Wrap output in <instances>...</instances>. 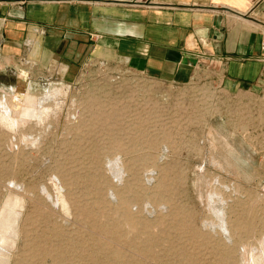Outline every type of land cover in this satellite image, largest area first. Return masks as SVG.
Segmentation results:
<instances>
[{
  "label": "rangeland",
  "instance_id": "374dc122",
  "mask_svg": "<svg viewBox=\"0 0 264 264\" xmlns=\"http://www.w3.org/2000/svg\"><path fill=\"white\" fill-rule=\"evenodd\" d=\"M59 66L0 56V104L14 114L26 93L37 100L22 122L0 118V228L12 233L0 264H241L244 247L257 249L264 155L251 152L252 167L227 161L219 123L206 154L196 143L194 155L132 153L147 141L123 136L120 85L111 101L104 89L120 67Z\"/></svg>",
  "mask_w": 264,
  "mask_h": 264
},
{
  "label": "crops",
  "instance_id": "0c3cea01",
  "mask_svg": "<svg viewBox=\"0 0 264 264\" xmlns=\"http://www.w3.org/2000/svg\"><path fill=\"white\" fill-rule=\"evenodd\" d=\"M263 40L264 0H0V56L72 75L100 62L184 83L201 69L223 76L231 93L259 95ZM222 129L227 161L254 166L244 142Z\"/></svg>",
  "mask_w": 264,
  "mask_h": 264
},
{
  "label": "built area",
  "instance_id": "2783aa9c",
  "mask_svg": "<svg viewBox=\"0 0 264 264\" xmlns=\"http://www.w3.org/2000/svg\"><path fill=\"white\" fill-rule=\"evenodd\" d=\"M260 51L264 62V40ZM104 74L106 101H111L112 91L120 85L116 98L121 108L118 121L126 129L123 136L147 141L136 143L139 146L132 153L194 155L190 143H196L198 153L206 154L209 127L219 123L251 152L264 155V93H231L224 87L223 76L201 69L194 70L184 83L160 81L122 68Z\"/></svg>",
  "mask_w": 264,
  "mask_h": 264
},
{
  "label": "bare ground",
  "instance_id": "6f19581e",
  "mask_svg": "<svg viewBox=\"0 0 264 264\" xmlns=\"http://www.w3.org/2000/svg\"><path fill=\"white\" fill-rule=\"evenodd\" d=\"M37 101V100H36ZM35 101V99H34V97H31V96H29L27 93L24 95V97H23V105H22V107H20L19 109H17L16 111H14L15 113L13 114L12 112H11V110L6 106V104H4L3 105V103L2 104H0V118H1V120H4V121H6V122H10V123H13V122H17V121H21V120H24L25 118H27V117H31V116H33L34 114H35V109H34V107H33V105H34V102H36ZM6 103V102H5ZM36 117V116H35ZM33 118V117H32ZM27 120V119H26ZM25 120V121H26ZM22 122V121H21ZM18 123V122H17ZM14 124V123H13ZM10 125V124H9ZM8 125V126H9ZM115 164V163H114ZM110 166H113V167H115V169H113V170H110L111 171V173L114 175V177L117 175V176H119L118 174H119V169L118 168H116L117 166H116V164L115 165H110ZM110 168V167H109ZM112 168V167H111ZM110 168V169H111ZM116 176V177H117ZM115 177V178H116ZM216 195H217V193H215ZM215 194H212V193H210L209 194V196H208V198H209V201H212L213 203L214 202H217L218 201V198H217V201H216V199H214L215 198ZM217 197V196H216ZM219 202V201H218ZM210 203V202H209ZM220 203V202H219ZM213 207V206H212ZM8 209V208H7ZM212 209V208H211ZM213 209L214 210H216V211H214V215H215V217L214 218H216L217 219V222H218V226H219V229H220V232L222 233L223 231H225L226 229L224 228V224L223 223H225V222H223V216L222 215H225V213H220L219 212V210L218 209H215V207H213ZM3 210V209H2ZM10 210V209H9ZM7 211V210H6ZM221 211V210H220ZM211 212V211H210ZM1 213H3V211L1 212ZM8 213V212H7ZM10 214H11V212H10ZM10 214H8V215H10ZM2 216V215H1ZM0 216V217H1ZM9 217H12V216H9ZM212 217H213V215H212ZM1 221V220H0ZM1 222H3V221H1ZM6 221H4V223H5ZM214 222V221H213ZM3 223V224H4ZM3 224H1V225H3ZM8 223H5V225H7ZM5 225H4V228H0V256H2V254L3 253H1V251H2V248H3V245H8L10 242H12L11 240H12V238H11V231L9 230H7L8 228L7 227H9V226H6L5 227ZM1 227H3V226H1ZM217 227V226H216ZM7 228V229H6ZM10 228V227H9ZM224 234H226L225 232H224ZM261 242H259V244H258V247H257V249H252V247H251V249L250 250H248V251H245V247H244V249H243V251H242V249L240 250V251H242L241 252V254H238V255H241L240 257L243 259V263H241V264H264V238L263 239H261L260 240ZM4 249V248H3ZM240 253V252H239ZM4 255V254H3ZM1 258V257H0ZM232 261H233V259H232Z\"/></svg>",
  "mask_w": 264,
  "mask_h": 264
}]
</instances>
